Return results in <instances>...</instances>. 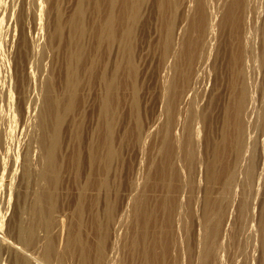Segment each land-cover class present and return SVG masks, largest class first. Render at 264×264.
<instances>
[{"label":"rangeland","instance_id":"1","mask_svg":"<svg viewBox=\"0 0 264 264\" xmlns=\"http://www.w3.org/2000/svg\"><path fill=\"white\" fill-rule=\"evenodd\" d=\"M0 264H264V0H0Z\"/></svg>","mask_w":264,"mask_h":264},{"label":"bare ground","instance_id":"2","mask_svg":"<svg viewBox=\"0 0 264 264\" xmlns=\"http://www.w3.org/2000/svg\"><path fill=\"white\" fill-rule=\"evenodd\" d=\"M51 157H52L51 152H49V154L47 153V158L49 159V161L51 160ZM44 175H45V173H43V176H44ZM42 196H43V195H42ZM42 196L39 195V197H38V199H39L38 202H39V203H42V201L44 202V200H43L44 197H42ZM42 212H43V210H42ZM40 215H41V217H42V220H41L42 222H43V221H47V220H46V216L42 215V213H41ZM44 223H46V222H44Z\"/></svg>","mask_w":264,"mask_h":264}]
</instances>
